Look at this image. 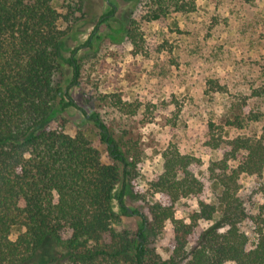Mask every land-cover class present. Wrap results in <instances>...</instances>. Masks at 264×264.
<instances>
[{
  "label": "trees",
  "instance_id": "obj_1",
  "mask_svg": "<svg viewBox=\"0 0 264 264\" xmlns=\"http://www.w3.org/2000/svg\"><path fill=\"white\" fill-rule=\"evenodd\" d=\"M239 1L244 33H254L264 23V0ZM140 3V21H131L127 31L134 48L142 42V24L186 20L197 10L196 0ZM87 8L88 0H0V264L41 259L54 264H264V202H252L255 195L264 199V69L236 94L228 83L207 81V100L230 99L229 116L219 126L208 124L209 145L221 158L197 175L198 158L168 148L163 173L150 187L169 204L154 202L148 215L130 210L128 201L142 199L135 193L143 164L137 142L98 112L88 113L71 94L83 80L79 52L93 50L102 39L99 27L112 31L115 20L112 6L80 42L75 28L86 20ZM213 18L207 37L220 33ZM98 101L122 125L140 111L118 94ZM71 110L79 113L82 126H93L96 142L84 132H66L65 114ZM209 184L216 190L220 217L197 236L199 222H212L218 212L207 203ZM186 198L198 206L189 224L175 219V205ZM123 218H137L136 231L123 225ZM166 222L174 241L163 259L150 241L160 240ZM56 243L64 252L53 257Z\"/></svg>",
  "mask_w": 264,
  "mask_h": 264
},
{
  "label": "rangeland",
  "instance_id": "obj_2",
  "mask_svg": "<svg viewBox=\"0 0 264 264\" xmlns=\"http://www.w3.org/2000/svg\"><path fill=\"white\" fill-rule=\"evenodd\" d=\"M112 2L117 6L116 21L111 23L113 29L111 31L105 25L99 27L98 34L102 39L93 50L79 52V58L84 59L83 80L79 88L71 90V94L88 113L98 112L109 124L127 130L128 137L137 142L143 164L135 193L142 199L130 200L127 206L148 215L149 206L154 202L169 204L150 187L152 179L163 173L165 150L176 147L180 152L198 158L200 166L194 169L197 175H202L212 161L221 158L220 150L209 145L208 124L212 122L219 126L229 116L230 99L216 96L209 101L203 96L204 88L209 79H218L221 83H228L230 93L236 94L249 88L250 82L261 76L264 69V33L261 28L264 23L256 26L254 33L249 31L246 34L243 25L246 17H238L239 0H220L217 5L208 0H196L197 10L186 20L167 19L142 24V42L134 48L127 38V31L131 21H140V0ZM104 3V0H88L86 20L75 28L80 32V42L86 40L100 16L108 12ZM213 17L220 23V33L207 37V29L215 25ZM188 30L200 32L191 38L185 35ZM75 45L70 43L72 47ZM110 94H118L124 102L138 104L140 111L122 125L116 114L98 101L100 96ZM65 118L69 135L81 131L96 142V130L91 125L82 126L77 111L67 112ZM101 150L106 159L104 149ZM209 186L207 203L217 207L216 190ZM244 187L248 193L249 186L245 184ZM252 202L263 203L264 199L255 195ZM197 209L196 200L182 199L175 205V219L189 224ZM217 209L212 222H199L197 236L219 219L220 209ZM122 222L136 231L137 218H123ZM15 238L16 233L12 235V239ZM173 241L172 225L166 222L162 237L158 241L151 239L150 246L157 248L163 259H168L166 252ZM193 243L191 240L190 246ZM63 252V246L57 243L51 251L53 257ZM32 264L54 262L41 259Z\"/></svg>",
  "mask_w": 264,
  "mask_h": 264
},
{
  "label": "flooded vegetation",
  "instance_id": "obj_3",
  "mask_svg": "<svg viewBox=\"0 0 264 264\" xmlns=\"http://www.w3.org/2000/svg\"><path fill=\"white\" fill-rule=\"evenodd\" d=\"M105 1V6H106V9H109L108 10V12L111 10V8H112V6H114L115 7V10L117 11V6L114 4V2H112V0H104ZM109 2H110V4H112V5H109ZM111 6V7H110ZM107 12V13H108ZM103 15V14H102ZM115 15H116V13H115ZM116 19V18H115ZM116 20H112V21H110V25L112 26V22H115ZM113 29V28H112Z\"/></svg>",
  "mask_w": 264,
  "mask_h": 264
},
{
  "label": "crops",
  "instance_id": "obj_4",
  "mask_svg": "<svg viewBox=\"0 0 264 264\" xmlns=\"http://www.w3.org/2000/svg\"><path fill=\"white\" fill-rule=\"evenodd\" d=\"M105 2V1H104Z\"/></svg>",
  "mask_w": 264,
  "mask_h": 264
}]
</instances>
